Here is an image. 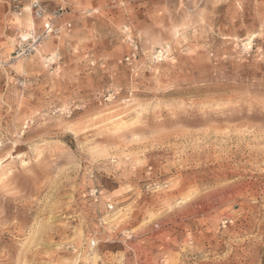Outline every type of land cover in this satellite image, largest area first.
I'll return each mask as SVG.
<instances>
[{"label": "rangeland", "instance_id": "rangeland-1", "mask_svg": "<svg viewBox=\"0 0 264 264\" xmlns=\"http://www.w3.org/2000/svg\"><path fill=\"white\" fill-rule=\"evenodd\" d=\"M182 2L0 0V264H264V0Z\"/></svg>", "mask_w": 264, "mask_h": 264}, {"label": "snow or ice", "instance_id": "snow-or-ice-1", "mask_svg": "<svg viewBox=\"0 0 264 264\" xmlns=\"http://www.w3.org/2000/svg\"><path fill=\"white\" fill-rule=\"evenodd\" d=\"M36 0H33V3H35ZM180 8L184 7V4L182 2V0H178ZM74 6L76 7H81L80 4L75 3L74 2ZM122 7H126V5H122ZM91 9H92V5L88 4L87 7L84 9L86 13L91 14ZM29 9L25 8V12H28ZM97 13H99L100 9L97 8ZM158 15H160V13H158ZM189 17H185L184 18V22L181 24V27H187V21H188ZM13 25H20L21 29H24L26 26L27 32L26 34L23 35V39L24 40H28L30 38V35L33 36V39L35 40V43L40 44L41 42H43L45 40V35L42 32L41 35L39 37H36L34 35V28H35V24L33 22V20L31 18H26L25 22L22 24L20 19H15L12 21ZM44 29L47 32H52V27L50 23H44L43 25ZM156 30L160 32V35H156V31L153 30V28H149L146 31H142L140 33V37H141V41L147 39L149 44H152L153 46H155V42L156 41H160L161 44L163 45L164 43H171L170 40L166 39V36L168 34V29H164L163 25H157L155 26ZM123 34H124V40L125 42H132L134 39V35H133V29L131 27H126L123 24L120 25V29H119ZM58 31H62V30H58ZM171 33L174 34L175 36H179L180 35V29L177 27H171ZM260 39H264V26H262L261 32L257 33L256 35H249L247 41L245 42L244 45V50L247 52L248 50L253 48V44L252 41L256 40L257 38ZM60 40L54 41L53 45H52V49L50 50V56H49V61H45L42 62L41 64V71L43 72L44 75H50L52 77L53 80L64 77L65 79L68 78V66L64 64L63 59H61V53L63 51L62 47H60ZM79 48L80 45L78 44L76 46V54L80 55L82 57L83 60L87 61L88 57L83 56L81 53H79ZM168 52L171 51V49H167ZM157 59H165V55L164 52H161V55L156 57ZM262 59H264V54H262L261 56ZM173 63H175V61H172ZM92 64H97L98 61H96L95 59H93L91 61ZM102 65V62H101ZM27 65L26 64H17L16 66V71L18 73L21 74H25L26 69H27ZM64 111H66V109H64ZM24 167L26 168L28 164L31 163V161L28 159V156L25 155L24 157ZM138 164L142 163V161H138ZM189 199H191V197H189ZM183 203V202H181ZM168 211H171V209H168ZM93 244L96 243L95 240L92 241Z\"/></svg>", "mask_w": 264, "mask_h": 264}, {"label": "built area", "instance_id": "built-area-1", "mask_svg": "<svg viewBox=\"0 0 264 264\" xmlns=\"http://www.w3.org/2000/svg\"><path fill=\"white\" fill-rule=\"evenodd\" d=\"M48 23H50V24H51V27H52V30H53V23H52V22H48ZM44 30H45V29H44ZM45 32H46V33H48L46 30H45ZM92 241H93V240H92ZM92 241H91V245H93V246H94V245H96V243H95V244H93V243H92Z\"/></svg>", "mask_w": 264, "mask_h": 264}, {"label": "bare ground", "instance_id": "bare-ground-1", "mask_svg": "<svg viewBox=\"0 0 264 264\" xmlns=\"http://www.w3.org/2000/svg\"><path fill=\"white\" fill-rule=\"evenodd\" d=\"M25 8H28V9H29V11H30V7H29V6H25ZM25 8H24V9H25ZM29 18H30V17H29Z\"/></svg>", "mask_w": 264, "mask_h": 264}]
</instances>
